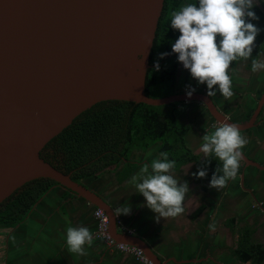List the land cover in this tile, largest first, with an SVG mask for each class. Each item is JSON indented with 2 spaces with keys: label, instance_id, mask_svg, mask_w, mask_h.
Wrapping results in <instances>:
<instances>
[{
  "label": "water",
  "instance_id": "water-1",
  "mask_svg": "<svg viewBox=\"0 0 264 264\" xmlns=\"http://www.w3.org/2000/svg\"><path fill=\"white\" fill-rule=\"evenodd\" d=\"M164 0H0V209L42 177L108 217L114 242L163 262L137 236L118 232L114 209L97 193L40 156L45 143L102 100L159 106L197 101L218 123L251 129L264 86L247 121L233 123L206 92L150 97L144 77ZM244 167L264 165L242 152Z\"/></svg>",
  "mask_w": 264,
  "mask_h": 264
},
{
  "label": "crops",
  "instance_id": "crops-1",
  "mask_svg": "<svg viewBox=\"0 0 264 264\" xmlns=\"http://www.w3.org/2000/svg\"><path fill=\"white\" fill-rule=\"evenodd\" d=\"M261 3L262 0H256V5ZM186 4L181 2L180 8ZM172 31L179 37L177 30ZM258 59L264 60V56ZM228 74L233 95L226 99L217 92L211 99L229 121L242 123L255 108L264 86V70L253 72L243 60L229 68ZM188 85L196 91L207 92L206 85H198L179 63L174 92H184ZM174 114L187 127L185 144L202 161L203 154L199 152L202 137L219 124L197 101L175 103ZM262 118L264 109L255 125L241 132L248 140L241 151L264 165ZM156 145L152 144L145 151H132L130 160L135 165L129 168L123 161L102 171L97 178L83 181L82 185L103 198L115 213L117 208L131 206L129 215L117 216L116 213V230L140 238L163 264H251L243 256L235 257L233 250L243 228L251 230L253 243L264 245V169L244 167L241 163L236 178L226 187L215 190L209 188L210 179L200 183L194 178V162L182 164L173 172L181 182L188 183L186 204L195 206L198 202L199 206L189 207L187 213L178 218L156 222L155 214L145 206L143 196L136 193L135 186L130 183L144 164L150 165L152 160L159 159ZM93 209L82 198L51 186L20 223L0 229V264H139L131 256L103 245L94 237ZM213 223L215 231L209 229ZM69 226L86 227L92 233L93 243L90 247L85 245L86 255L68 250L66 229ZM260 264H264V260Z\"/></svg>",
  "mask_w": 264,
  "mask_h": 264
},
{
  "label": "trees",
  "instance_id": "trees-1",
  "mask_svg": "<svg viewBox=\"0 0 264 264\" xmlns=\"http://www.w3.org/2000/svg\"><path fill=\"white\" fill-rule=\"evenodd\" d=\"M181 2L189 4L197 3V0L163 2L149 52V67L144 77L147 96L161 97L174 92L175 73L179 63L177 56L171 54V45L178 37L170 27V17L173 11L180 9ZM252 11L258 17L252 23L261 29L252 53V58L258 59L264 56V0ZM161 53L170 55L158 59ZM240 61L243 60L232 62L230 68H234ZM156 62L159 63L158 71L154 70ZM247 63L251 68L252 60H247ZM174 109L175 103L151 106L115 99L98 101L50 138L41 148L40 156L64 173H71V179L76 184H83L84 180L95 179L102 171L117 166L120 162L124 161L123 165L128 168L135 165L130 160L132 151H145L147 147L157 143L155 148L159 158L161 152H167L169 160L175 161L176 169L182 164L194 162L197 172L204 160L200 161L198 155L185 144L187 127L177 119ZM261 110L262 107L257 116L261 114ZM210 159L207 176L203 179L195 178L200 183L211 179L216 167L220 166L221 162L215 157ZM51 186L60 187L52 179L42 177L1 208L0 227L12 228L20 223ZM65 192L71 193L68 190ZM233 255L243 256L251 264H260L264 260V245L253 243L251 230L243 228L236 238Z\"/></svg>",
  "mask_w": 264,
  "mask_h": 264
},
{
  "label": "clouds",
  "instance_id": "clouds-1",
  "mask_svg": "<svg viewBox=\"0 0 264 264\" xmlns=\"http://www.w3.org/2000/svg\"><path fill=\"white\" fill-rule=\"evenodd\" d=\"M254 7L256 0H197L171 13L170 27L180 33L171 45V54L177 56V62L198 85H206L208 97L216 96L217 92L226 99L233 95L228 70L234 61L251 59L253 72L264 70V60L252 58L255 40L261 31L252 23L258 20L252 11ZM168 55L170 53H161L158 59ZM154 70H159L158 62ZM195 91L190 85L186 86L187 97ZM202 140L199 152L203 154L204 163L193 176L205 178L210 157H215L221 163L210 179L209 188L222 189L236 178L243 155L241 150L248 140L236 125L224 123L203 135ZM168 157L167 152H161L159 159L152 160L150 165L144 164L130 180L135 192L143 196L145 206L155 214L156 222L178 218L185 215L189 207L199 206L198 202L195 206L186 204L188 183L181 182L174 174L175 161ZM130 212V205L116 209L117 216ZM209 229L215 231L216 225L210 224ZM92 243L88 228L69 226L66 229V245L71 253L86 255L85 245L90 247Z\"/></svg>",
  "mask_w": 264,
  "mask_h": 264
},
{
  "label": "built area",
  "instance_id": "built-area-1",
  "mask_svg": "<svg viewBox=\"0 0 264 264\" xmlns=\"http://www.w3.org/2000/svg\"><path fill=\"white\" fill-rule=\"evenodd\" d=\"M92 214L94 219V237L99 238L103 245L131 256L139 264H152L140 248L131 244L114 242L108 232V217L102 209L95 207Z\"/></svg>",
  "mask_w": 264,
  "mask_h": 264
},
{
  "label": "flooded vegetation",
  "instance_id": "flooded-vegetation-1",
  "mask_svg": "<svg viewBox=\"0 0 264 264\" xmlns=\"http://www.w3.org/2000/svg\"><path fill=\"white\" fill-rule=\"evenodd\" d=\"M263 105H264V103H263ZM263 105L261 106L262 108H263ZM258 113H259V112H258ZM257 117H258V116H257ZM257 117H256V118H257ZM241 163H242V162H241Z\"/></svg>",
  "mask_w": 264,
  "mask_h": 264
},
{
  "label": "rangeland",
  "instance_id": "rangeland-1",
  "mask_svg": "<svg viewBox=\"0 0 264 264\" xmlns=\"http://www.w3.org/2000/svg\"><path fill=\"white\" fill-rule=\"evenodd\" d=\"M263 109H264V108H263ZM263 109L261 110V113H262ZM0 229H1V227H0Z\"/></svg>",
  "mask_w": 264,
  "mask_h": 264
}]
</instances>
